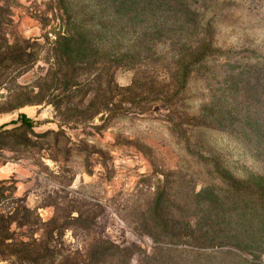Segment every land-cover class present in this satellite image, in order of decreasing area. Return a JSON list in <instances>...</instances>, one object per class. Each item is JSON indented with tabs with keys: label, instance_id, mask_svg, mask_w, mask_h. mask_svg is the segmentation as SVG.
Instances as JSON below:
<instances>
[{
	"label": "trees",
	"instance_id": "16d2710c",
	"mask_svg": "<svg viewBox=\"0 0 264 264\" xmlns=\"http://www.w3.org/2000/svg\"><path fill=\"white\" fill-rule=\"evenodd\" d=\"M257 1L264 0H251L255 11ZM50 3L59 17L53 48L59 61L66 59L63 65L72 73L104 62L106 111L119 97V103L127 97L137 106L165 105L171 137L193 164L156 171L162 178L154 174L157 185L148 188L146 205L129 212L133 228L152 239L149 247L112 239L98 226L99 204L65 197L48 220L25 202L0 212V259L12 264H264V41L255 44L245 28L241 45L219 39L222 27L238 28L234 14L246 2ZM17 7V0H0L1 29L17 26ZM24 53L16 39L0 54V63L22 64ZM150 65L160 74L157 69L156 76L138 74ZM119 69L135 71L131 85L116 84ZM35 126L22 112L0 125V136L17 137L26 147L27 137L15 131ZM218 135L224 136L221 143ZM101 164L111 179L114 170Z\"/></svg>",
	"mask_w": 264,
	"mask_h": 264
},
{
	"label": "rangeland",
	"instance_id": "374dc122",
	"mask_svg": "<svg viewBox=\"0 0 264 264\" xmlns=\"http://www.w3.org/2000/svg\"><path fill=\"white\" fill-rule=\"evenodd\" d=\"M244 1L246 5L234 14L239 19L238 28L222 27L221 42L243 44L246 31L242 28L250 31L255 44L264 41V1H257L258 11L253 10L251 0ZM17 4V26L0 28V54L7 53L16 39L23 42L25 53L22 64L0 63V125L24 112L36 126L15 131L27 137L26 147L17 143V137L0 136V187L4 194L0 196V212L25 202L48 220L54 204H65V197L84 198L85 203L99 204L103 209L98 226L104 234L149 247L152 239L133 228L134 217L129 212L146 205L148 188L162 178L156 171H177L193 164L171 137L164 120L167 108L163 104L137 106L127 97L119 103V97L116 106L106 111L104 62L72 73L71 67L63 65L66 59L59 61L53 49L61 30L58 11L50 0H17ZM156 69L141 67L138 74L155 75ZM134 77V70L119 69L115 82L126 87ZM113 113L115 117L110 119ZM223 137L218 135L217 141L221 143ZM103 162L114 170L111 179ZM198 210L202 206L198 205ZM70 234L67 232V237ZM0 264L12 262L0 259Z\"/></svg>",
	"mask_w": 264,
	"mask_h": 264
}]
</instances>
